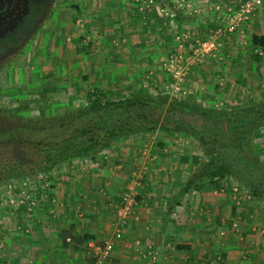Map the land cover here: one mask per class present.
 Wrapping results in <instances>:
<instances>
[{"label":"crops","instance_id":"1","mask_svg":"<svg viewBox=\"0 0 264 264\" xmlns=\"http://www.w3.org/2000/svg\"><path fill=\"white\" fill-rule=\"evenodd\" d=\"M118 1L121 4V10L125 12L127 2ZM185 1L183 9L179 6L174 8L177 12L175 20L165 19L166 23H164L163 19L153 18L152 15L147 14L149 18L145 24L146 22L150 23L151 28L155 31L156 39L152 36L149 39L155 41L150 40L151 43L157 45L156 50L161 47V44H170L168 35L165 36V31L169 30L174 34L173 37L182 34L188 36L183 41L182 48L179 47L181 44L176 41L177 44L174 45L171 54L177 49L183 50L187 44L193 46L198 41L209 39L215 32L224 30L225 26L221 18L225 11L236 8L242 0ZM131 2L132 4L136 3V10H140L141 3H137L135 0ZM78 9L88 14L94 12L91 8L83 7L81 9L76 6L75 15L78 14ZM107 9L100 6L99 15H109ZM97 17L99 16L97 15ZM131 25L132 33L135 34V37L138 36L139 40L136 42L131 40L128 43L133 48L135 47L137 52L122 53L119 52L122 50L115 46V54L111 56L109 54L103 59H110V64L115 66L103 70L111 81L116 82V85L123 80L125 83H129V86L131 83L132 86L142 79L141 76L146 75L153 85L158 86L163 80H160L154 68H158V71L161 70L166 74L163 64L167 58H160V50L157 51L158 53L148 51L143 38L142 41L140 40L138 31L140 29L136 27L137 25ZM198 33H201L204 38H201L202 36L200 37ZM105 34L108 35L107 32ZM252 34L264 35V5L234 33L227 37L219 33L217 42L220 47L222 44L227 45L230 43L229 41H233L243 48L247 46L252 52L249 43ZM92 38L97 39L94 36ZM107 40L110 39L107 38ZM107 40L106 42H108ZM148 41L145 42L148 43ZM128 43L126 46L129 45ZM97 49L98 47L95 52ZM217 51L198 62L194 61L193 64L199 65L205 58L216 57ZM160 52L162 53V50ZM189 55H192L191 52ZM154 63H159V65L156 64L157 67H155ZM134 64H141V66ZM231 66L234 65H229V69ZM235 66L237 65L235 64ZM141 68L143 71L140 72ZM233 69L232 67L231 71ZM263 70L264 65L261 68L262 72ZM93 71L95 72H91V75L98 76V78L103 77L100 72L101 68L94 67ZM233 73L235 74V72ZM166 76L168 77L167 74ZM120 146L117 145L103 151L96 161L86 159L80 162L66 163L58 172H55L57 176L52 175L50 195L49 197L45 195L47 206L44 205L41 209L46 208L44 211L47 213L51 209L50 212L53 214L49 213L48 217L55 222L49 221L50 224H48L45 216H41L43 214L41 212L35 217V222L31 221L34 219H29L24 227L32 228V241L26 245V248L20 249L19 254L22 251H28L32 260L24 262L21 261L22 257H18V260H15L13 264H72V262L73 264H93L94 248L107 241H113L115 249L106 264H215L213 259L223 255L225 262L233 260L237 261L234 264H252L251 260L246 261L248 259L246 255L243 256L244 261L238 262V256L232 249L234 244L232 236L235 234L228 235L231 229L226 228L228 233L222 231V235L227 236L223 240L217 239L214 230L210 229L213 222L208 219L210 209L217 205V215L222 214L221 212L226 213L228 208L226 198H216L215 196L214 200L213 197L204 198L205 193L203 192L213 191L206 189L194 190L191 194L186 195L183 192V186L187 181V174L176 161V154H173L169 149L165 148L164 157L161 152L157 153V150H151L148 152L151 160H147L148 157L144 160L141 157V154H144L141 148L136 151L133 147L130 149L129 146H124L122 149ZM139 156L143 160H140ZM86 161H89L92 167L88 166ZM96 165L98 166L95 168ZM130 187L137 192L135 211L140 218L138 221H129L123 231L117 233L116 206L123 192ZM240 204L237 202L233 207L230 206L233 215L236 214L233 217L231 212L230 222H224L226 225H223V220L220 221L221 225L225 227L228 225L232 228V224L236 222L237 229L235 231H239L240 226L244 224L239 211L244 207H240ZM59 212L63 213L58 216ZM248 229L252 232L256 227ZM25 231L29 232L28 228ZM233 238L236 240V237Z\"/></svg>","mask_w":264,"mask_h":264},{"label":"rangeland","instance_id":"2","mask_svg":"<svg viewBox=\"0 0 264 264\" xmlns=\"http://www.w3.org/2000/svg\"><path fill=\"white\" fill-rule=\"evenodd\" d=\"M12 1L9 15L0 18V108L9 113L15 112L18 106L27 105L29 102L33 103L36 96L42 93V81L46 78L68 83V87L60 85L58 88H53L55 84L54 81L52 82L53 86L49 87L51 92L47 95L54 101L66 104L71 97L79 100L85 99L87 89L96 80H99L97 76L91 75L94 67L101 68L100 72L103 75L101 83L106 88H110L108 90L112 92L111 96L113 98L129 96L133 91L137 92L141 86L148 87L152 85L146 75L141 76L142 79L140 77L141 80L132 86L131 83L129 86V83H125L123 80L116 85V82L110 81V77L103 70L105 68L111 69L115 66L110 64V59L103 60L105 56L115 54V46L117 49L120 48L122 51L119 52L122 53L133 54L137 52L134 49L135 47L133 48L128 43L131 40L132 42L139 40L138 36L135 37V34L132 33L131 24L137 25L136 27L140 29L138 30L140 32V40L142 41L143 38L148 51L157 52L162 50V53L159 51L160 58H167L171 54V50L174 49V45L177 44L175 36L173 37L174 34L170 30L165 31V36L167 37L168 35L171 42L170 44H161V47L156 50L157 45L151 43V39H149L151 36L156 39L155 31L151 28L150 23L146 22L145 24L149 16L144 17L146 15L143 11L136 10V3L132 4V0H123L127 2L125 12L121 10V4L118 0ZM76 6L81 9L83 7L91 8L94 12L88 14L82 10L79 21L73 22ZM100 6L108 8L109 15L100 16L98 13ZM119 9L120 12H118ZM170 9L175 11L172 7ZM149 11L151 10L147 12ZM159 18L163 19L164 23H166L165 19L170 20L161 16ZM123 20L125 22H122ZM81 35L86 38V41H89L92 36L97 38L96 45L98 49L91 57L76 53L75 40ZM198 35L202 36L201 33H198ZM106 37L110 40H107ZM201 38H204V36ZM146 40H149L148 43L145 42ZM229 42V44H222L219 47L216 57L205 58L203 63L199 65L193 64L194 62L192 63L193 65H189L188 75L185 79V86L189 92L188 100H195L206 105H211L214 102L216 107H221L231 103H248V101L250 102L261 95L264 90V70L262 78L253 76L255 65L251 61L250 48H247V46L243 48L240 44L233 41ZM127 43L129 44L128 46H126ZM192 47V45L187 44L183 50H180L181 54L185 58L188 57ZM156 64L159 65V63H154L153 66L157 67ZM231 64L234 65L230 67L231 69L232 67L234 68L232 71L229 69ZM134 65L141 66V64ZM142 65L145 66L146 64ZM154 69L157 71V76H159L160 80H163L158 87L164 89V86L169 83V78L161 70L158 71V68ZM141 71H143L142 68L140 69ZM83 75L88 76V81L82 78ZM107 82L110 83L108 84ZM150 89L151 93H153V87ZM23 113L22 115L24 116L28 115L26 112ZM159 139L158 134L140 135L132 140L123 142L124 144L121 142L118 146H129L130 149L133 147L136 151L141 148L144 153L141 154V157L144 160L147 157L149 158L147 160H151L148 152L157 150L156 142ZM168 143L166 149L176 154V161L182 166L187 177L197 171L199 149L194 143L191 141L182 142L177 139H171V142L169 140ZM255 143L259 146L260 151L264 153V130L261 131L259 137H256ZM124 146L120 147L123 149ZM141 157L139 156V159L143 160ZM86 163L92 167L89 161H86ZM55 176H57V173H55ZM42 177L44 180L47 179L48 182L52 181V176L49 177L45 174L40 176L29 174L23 179L29 180L33 184L32 193H37L44 190L39 184ZM215 192V190L208 193L203 192L205 193L204 198L213 197V200L215 197L226 198L225 201L228 203L226 213L221 212L222 214L217 215V205L210 209L208 219L211 222L213 221L210 229L214 230L215 237L219 240L227 237L222 235V231L228 233L229 231L226 228H231L228 225V227L223 226L226 224L221 225L220 221L224 220L223 223L230 222L233 215L230 206L233 207L234 203L240 202V207H244V209L239 210L243 220L242 223L244 224L240 226L238 232L231 229L228 234L229 236L235 234L232 236L234 240L232 249L238 256V262L244 261L243 256L246 255L248 258L246 261L251 260L252 264H264V201L254 199L236 180H231L229 185L225 186L221 192ZM43 195L47 194L44 192ZM235 196H238V200L234 199ZM42 198V206L32 212H28L24 207L16 208L10 206L7 201H4V206L0 213V244H2L0 263L13 264L15 260H18V257H22L21 261L24 262L32 260V256L29 255L28 251H22L19 254L20 249L26 248V245L32 241L31 237H33L32 228L30 226L24 227V224L29 219H34L31 221L35 222V217L40 212L43 213L40 214L43 217L45 216L48 224H50L49 221L55 222V220L48 217L49 213H52L50 212L51 209L48 213L44 211L46 208L41 209L44 205L45 207L47 206L45 203L46 196H42ZM231 212L232 215H230ZM61 213L63 212H59L58 216ZM245 220L247 221L244 222ZM205 221L207 220L205 219ZM254 226L256 229L252 232L249 231L248 228L251 229ZM26 228H28L29 232L25 231ZM224 228L225 230H223ZM233 237H236V240ZM226 262L227 264H234L237 261L226 260Z\"/></svg>","mask_w":264,"mask_h":264},{"label":"trees","instance_id":"3","mask_svg":"<svg viewBox=\"0 0 264 264\" xmlns=\"http://www.w3.org/2000/svg\"><path fill=\"white\" fill-rule=\"evenodd\" d=\"M155 2L178 7L173 0ZM147 11H143L146 17H159L155 9ZM77 12L74 22L81 16L79 9ZM75 42L78 55L90 57L97 48L94 38L88 42L81 35ZM249 43L253 76L262 78L264 35L252 34ZM82 78L88 81L87 75ZM97 79L83 100L71 97L66 104L54 101L47 95L52 82L53 88L68 87V83L46 78L42 93L33 103L18 106L13 113L0 108V189L11 179L29 174L51 177L66 163L96 161L103 151L121 142L158 134L157 153L162 156L171 139L191 141L199 149L197 171L183 186L186 195L203 189L221 192L236 180L254 199L264 201V153L255 143L264 130V90L248 103L216 107L214 102L206 105L170 97L153 84L141 86L129 96L113 98L110 88L102 85V78ZM43 189L49 197L52 186ZM213 261L226 263L224 255Z\"/></svg>","mask_w":264,"mask_h":264},{"label":"built area","instance_id":"4","mask_svg":"<svg viewBox=\"0 0 264 264\" xmlns=\"http://www.w3.org/2000/svg\"><path fill=\"white\" fill-rule=\"evenodd\" d=\"M137 3H142L140 11L155 9L159 16L175 20L177 15L176 11L170 9L168 5L164 3H156L155 0H135ZM178 6L183 9V3L185 0H174ZM264 0H242L233 9H227L221 18L225 28L222 31L215 32L209 39L201 40L195 43L192 47L191 54L188 57H184L180 49H177L174 53L169 55L165 60L163 67L169 78V83L164 86V93L170 97L178 99H187L189 92L185 86V79L188 74L189 65L194 61L198 62L206 56L213 55L219 47L217 42V36L222 33L224 37L234 33L236 29L244 25L255 12L263 7ZM194 11V10H193ZM196 12V10L194 11ZM190 14V13H189ZM187 34L175 36V40L181 44L187 39ZM42 188L49 187L51 184L46 180L40 181ZM32 183L23 178H14L8 181V183L0 189V213L3 208L4 201H7L10 206L20 208L24 207L28 212H32L35 209H39L42 206V196L46 192L41 190L37 193H32ZM216 191L215 193H217ZM46 194V193H45ZM238 198L235 196L234 199ZM137 207V192L134 188H128L121 195L117 206L116 216L118 218V230L117 233H121L127 223L131 220L138 221L140 216L136 213ZM225 224V223H224ZM237 223L232 224V228L236 230ZM231 228V229H232ZM2 244H0V249ZM115 244L113 241H107L101 246L94 248L95 259L93 264H106L110 259Z\"/></svg>","mask_w":264,"mask_h":264},{"label":"flooded vegetation","instance_id":"5","mask_svg":"<svg viewBox=\"0 0 264 264\" xmlns=\"http://www.w3.org/2000/svg\"><path fill=\"white\" fill-rule=\"evenodd\" d=\"M12 2H13L12 0H0V18L9 15L10 13L9 8Z\"/></svg>","mask_w":264,"mask_h":264}]
</instances>
